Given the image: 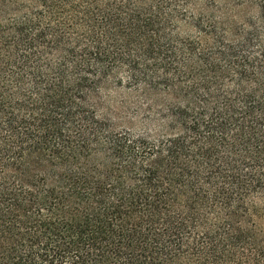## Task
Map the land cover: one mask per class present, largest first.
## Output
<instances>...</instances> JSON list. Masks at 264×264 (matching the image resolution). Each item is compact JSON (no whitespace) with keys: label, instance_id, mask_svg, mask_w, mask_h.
<instances>
[{"label":"trees","instance_id":"16d2710c","mask_svg":"<svg viewBox=\"0 0 264 264\" xmlns=\"http://www.w3.org/2000/svg\"><path fill=\"white\" fill-rule=\"evenodd\" d=\"M0 264H264V0H0Z\"/></svg>","mask_w":264,"mask_h":264},{"label":"rangeland","instance_id":"374dc122","mask_svg":"<svg viewBox=\"0 0 264 264\" xmlns=\"http://www.w3.org/2000/svg\"><path fill=\"white\" fill-rule=\"evenodd\" d=\"M111 94L114 96V97H119L121 94L120 92L118 91H112Z\"/></svg>","mask_w":264,"mask_h":264}]
</instances>
